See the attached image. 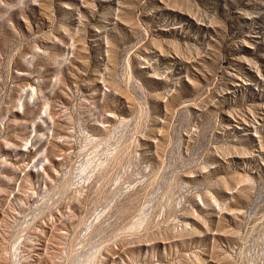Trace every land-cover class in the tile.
Segmentation results:
<instances>
[{"label": "rangeland", "instance_id": "rangeland-1", "mask_svg": "<svg viewBox=\"0 0 264 264\" xmlns=\"http://www.w3.org/2000/svg\"><path fill=\"white\" fill-rule=\"evenodd\" d=\"M0 264H264V0H0Z\"/></svg>", "mask_w": 264, "mask_h": 264}]
</instances>
